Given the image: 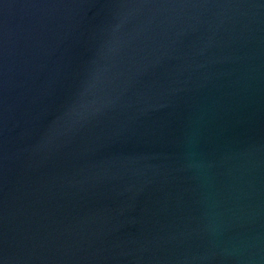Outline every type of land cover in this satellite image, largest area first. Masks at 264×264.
<instances>
[{
    "label": "water",
    "instance_id": "95a60500",
    "mask_svg": "<svg viewBox=\"0 0 264 264\" xmlns=\"http://www.w3.org/2000/svg\"><path fill=\"white\" fill-rule=\"evenodd\" d=\"M0 264H264V0H0Z\"/></svg>",
    "mask_w": 264,
    "mask_h": 264
}]
</instances>
